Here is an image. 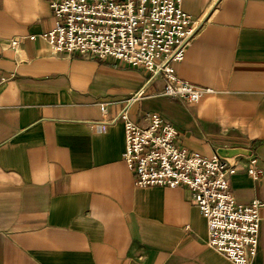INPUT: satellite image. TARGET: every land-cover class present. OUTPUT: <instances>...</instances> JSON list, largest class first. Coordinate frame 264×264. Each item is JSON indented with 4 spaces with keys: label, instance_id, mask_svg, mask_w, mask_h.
Listing matches in <instances>:
<instances>
[{
    "label": "crops",
    "instance_id": "obj_1",
    "mask_svg": "<svg viewBox=\"0 0 264 264\" xmlns=\"http://www.w3.org/2000/svg\"><path fill=\"white\" fill-rule=\"evenodd\" d=\"M50 1L0 2V264H233L208 247L188 189L136 185L124 124L112 120L145 88L134 121L158 113L179 146L206 157L251 151L229 159L231 191L264 203V0L183 1L196 38L174 68L214 90L198 103L160 96L165 81L148 83L144 68L54 54L41 38L55 26ZM251 264H264V208Z\"/></svg>",
    "mask_w": 264,
    "mask_h": 264
},
{
    "label": "built area",
    "instance_id": "obj_2",
    "mask_svg": "<svg viewBox=\"0 0 264 264\" xmlns=\"http://www.w3.org/2000/svg\"><path fill=\"white\" fill-rule=\"evenodd\" d=\"M183 1L51 0L55 26L41 38L54 54L113 58L132 68H144L151 74L148 83L157 78L165 81L160 96L198 103L214 90L181 81L174 68L185 59L196 38ZM19 44L13 40L11 47L16 49ZM5 80L0 71V83ZM144 93L145 88L112 120L124 124V160L136 185L188 189L207 220L208 247L233 264H251L258 253L264 203H238L230 181L237 173L236 164L218 154L206 157L179 146V130L160 114H150L147 126L134 121L130 106ZM107 107V103L101 105L103 113ZM256 163V159L251 161L248 173L258 181Z\"/></svg>",
    "mask_w": 264,
    "mask_h": 264
},
{
    "label": "water",
    "instance_id": "obj_3",
    "mask_svg": "<svg viewBox=\"0 0 264 264\" xmlns=\"http://www.w3.org/2000/svg\"><path fill=\"white\" fill-rule=\"evenodd\" d=\"M217 154L223 158L231 159L239 155L251 156L252 152L244 148H220Z\"/></svg>",
    "mask_w": 264,
    "mask_h": 264
}]
</instances>
